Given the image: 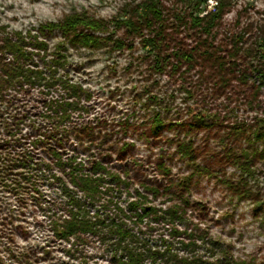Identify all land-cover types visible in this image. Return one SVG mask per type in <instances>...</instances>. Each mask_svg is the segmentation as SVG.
Instances as JSON below:
<instances>
[{
	"label": "rangeland",
	"instance_id": "rangeland-1",
	"mask_svg": "<svg viewBox=\"0 0 264 264\" xmlns=\"http://www.w3.org/2000/svg\"><path fill=\"white\" fill-rule=\"evenodd\" d=\"M143 1L0 0V27L44 43L46 52L34 51V61L42 66L53 59L58 73L88 95L81 98L86 111L74 112L52 136L37 91L0 97V264H115L96 237L63 241L52 231L51 221L64 215L57 178L72 188L69 163L88 170L96 161L126 182L119 197L123 207L136 191L152 207H183L189 229L229 245L235 259L264 264V140L253 138L264 92L254 96L251 76L240 83L242 67L221 86L199 57L191 66L175 70L168 62L155 72V52L141 43L152 34H129L122 24ZM159 1L163 54L172 58L174 51L198 47L204 37L175 19L185 12L183 1ZM73 15L106 23L102 32L78 29L98 36L95 46L48 28ZM250 20L264 22V0H233L206 40L208 49L225 55L229 35ZM118 40L123 48L114 46ZM156 114L163 128L154 134ZM244 154L250 173L242 166ZM143 231L156 237L168 228Z\"/></svg>",
	"mask_w": 264,
	"mask_h": 264
},
{
	"label": "trees",
	"instance_id": "trees-1",
	"mask_svg": "<svg viewBox=\"0 0 264 264\" xmlns=\"http://www.w3.org/2000/svg\"><path fill=\"white\" fill-rule=\"evenodd\" d=\"M182 1L185 12L177 14L176 21L186 30H193L204 38L194 50L174 51L171 53L172 58L163 54L165 19L159 0H144L122 22L129 34L142 36L143 30L152 34L143 36L141 43L143 47L148 46L155 52V72H163L168 62H171L169 64L175 70L183 64L191 66L199 57L215 70L221 86L227 84L226 76L233 69L242 67L244 70L240 71L238 77L240 83L247 84L251 76L254 96L264 92V22L250 20L244 23L237 33L229 35V51L219 55L215 50L208 49L211 46H208L206 40L231 7L233 0H214L216 4L204 15L209 0ZM239 16L240 13L236 19L237 25ZM48 28H60L64 32L73 33L72 42L92 47L100 38L78 29L102 32L106 30V23L84 15H73L61 25L50 24ZM114 46L123 48L124 44L118 40L114 41ZM201 46L205 49L201 50ZM46 50L45 44L36 41L29 33L27 36L22 33L10 34L0 27V97L16 90L37 91L44 102L45 118L50 125L48 132L52 136L70 121L74 112L86 111L81 105L85 91L60 75L53 59L44 62L42 66L34 61V51ZM162 128L163 123L156 114L151 131L157 134ZM253 135L254 140H264V113L258 119ZM54 156L58 158L57 154ZM248 162L247 154H244L242 166L245 172L250 173ZM69 168L72 188L57 178L64 213L51 221L57 239L66 241L94 236L107 248L115 264H246L234 258L229 245L208 238L199 229H189L183 223L186 220L183 207H152L147 205L145 197L138 191L123 207L119 197L122 192L120 189L126 182L101 162H93L88 170L81 163H69ZM181 224L184 228L180 230ZM158 227H167L168 233L160 232L153 237V234L148 236L143 231L152 229L154 232Z\"/></svg>",
	"mask_w": 264,
	"mask_h": 264
},
{
	"label": "built area",
	"instance_id": "built-area-1",
	"mask_svg": "<svg viewBox=\"0 0 264 264\" xmlns=\"http://www.w3.org/2000/svg\"><path fill=\"white\" fill-rule=\"evenodd\" d=\"M214 4H216V3H215V1H214V2H213L211 5L207 6V7H208V9H209V10H211V9H212V7H213L212 5H214ZM204 14H205V13H203V15H204Z\"/></svg>",
	"mask_w": 264,
	"mask_h": 264
}]
</instances>
